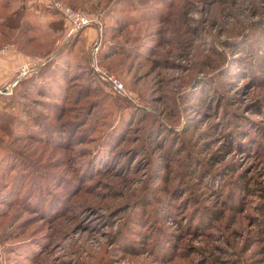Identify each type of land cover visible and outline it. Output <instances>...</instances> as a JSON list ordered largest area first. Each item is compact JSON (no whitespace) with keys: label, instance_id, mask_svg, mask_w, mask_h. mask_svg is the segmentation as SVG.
<instances>
[{"label":"rangeland","instance_id":"rangeland-1","mask_svg":"<svg viewBox=\"0 0 264 264\" xmlns=\"http://www.w3.org/2000/svg\"><path fill=\"white\" fill-rule=\"evenodd\" d=\"M2 45L0 264H264V0H0Z\"/></svg>","mask_w":264,"mask_h":264},{"label":"crops","instance_id":"crops-1","mask_svg":"<svg viewBox=\"0 0 264 264\" xmlns=\"http://www.w3.org/2000/svg\"><path fill=\"white\" fill-rule=\"evenodd\" d=\"M31 56L23 49L12 45L0 61V88L16 79L20 65L29 61Z\"/></svg>","mask_w":264,"mask_h":264},{"label":"built area","instance_id":"built-area-1","mask_svg":"<svg viewBox=\"0 0 264 264\" xmlns=\"http://www.w3.org/2000/svg\"><path fill=\"white\" fill-rule=\"evenodd\" d=\"M60 10L64 13V15L70 20L73 21L75 24H77L76 27H74L73 29V33L77 32L79 30V28H81L83 25L92 22L94 20H88L86 17H84V15H82L79 11L73 10L71 8H62L61 6H59ZM10 47L8 45H2L0 46V60L3 57V55L5 53H7L8 49ZM21 70V75L26 74L28 72V63H24L22 65H20ZM100 76L102 78H105L106 80H108V82H110V84L112 85V87L116 88L119 90V92L123 91V84L122 82L115 76L113 75H107V74H103L101 72ZM5 90V88L3 89ZM2 91V90H0Z\"/></svg>","mask_w":264,"mask_h":264}]
</instances>
